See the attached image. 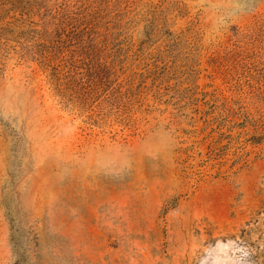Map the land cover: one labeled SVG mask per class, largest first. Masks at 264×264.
I'll return each mask as SVG.
<instances>
[{
  "label": "rangeland",
  "instance_id": "1",
  "mask_svg": "<svg viewBox=\"0 0 264 264\" xmlns=\"http://www.w3.org/2000/svg\"><path fill=\"white\" fill-rule=\"evenodd\" d=\"M0 264H264V0H0Z\"/></svg>",
  "mask_w": 264,
  "mask_h": 264
}]
</instances>
